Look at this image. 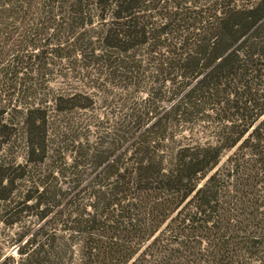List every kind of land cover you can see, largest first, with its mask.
<instances>
[{
  "label": "trees",
  "instance_id": "trees-1",
  "mask_svg": "<svg viewBox=\"0 0 264 264\" xmlns=\"http://www.w3.org/2000/svg\"><path fill=\"white\" fill-rule=\"evenodd\" d=\"M30 210L18 264H264V0H0V211Z\"/></svg>",
  "mask_w": 264,
  "mask_h": 264
},
{
  "label": "rangeland",
  "instance_id": "rangeland-1",
  "mask_svg": "<svg viewBox=\"0 0 264 264\" xmlns=\"http://www.w3.org/2000/svg\"><path fill=\"white\" fill-rule=\"evenodd\" d=\"M63 81L57 82V86H59ZM111 110L108 108L98 109L95 112V115L98 114L99 117H103L106 115L105 121L107 118H111ZM91 113H89L90 115ZM21 149H23V145L21 142L14 148L15 155L19 153V157L17 159V163H24V159L21 157ZM17 152V153H16ZM30 205V204H29ZM2 211H0V264H18L19 262V254L18 245H15V240L18 238L17 233L22 231L24 226H30L31 224L37 222V217L34 214V211L24 212L22 216L18 217L21 222L16 224L15 226L9 228L6 226L7 220H11L9 216H4ZM23 226V227H22Z\"/></svg>",
  "mask_w": 264,
  "mask_h": 264
}]
</instances>
